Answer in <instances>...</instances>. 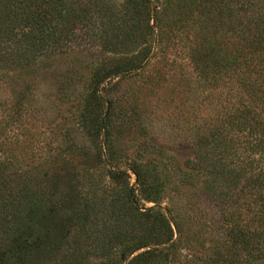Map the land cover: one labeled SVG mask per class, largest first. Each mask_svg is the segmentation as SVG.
I'll list each match as a JSON object with an SVG mask.
<instances>
[{
    "label": "trees",
    "instance_id": "16d2710c",
    "mask_svg": "<svg viewBox=\"0 0 264 264\" xmlns=\"http://www.w3.org/2000/svg\"><path fill=\"white\" fill-rule=\"evenodd\" d=\"M157 1L126 0L132 11L122 13L108 0H0V81L16 84L24 75L52 71L57 56L83 52L79 40L86 36L99 37L108 51L126 54L145 26L136 55L127 54L117 62H93L90 87L79 106L91 114L104 99L101 87L105 82L139 68L160 48L165 30L182 28L186 33L181 39L196 74L194 93L206 95L213 113L196 126V156L186 161L188 170L180 167V179L195 184L189 168L202 170L212 181L217 175L226 177V192H221L225 196L224 240L212 244L207 256L188 259L186 255L181 260L179 245L184 242L191 247L196 233L187 229L179 212L155 203L143 211L151 223L143 242L132 247L120 242L108 255L97 249L95 264H264V0H182L191 8L174 13L159 10ZM146 4L149 10L143 13ZM51 76H55L53 71ZM18 86L8 118L18 116L26 103L27 97L21 96L28 92L26 84ZM91 115L98 135L105 127L103 143L109 149L110 126H104L96 112ZM6 117L0 119V137ZM2 150L0 142V264H48L54 258L49 256L51 251L63 250L72 229L77 234L84 232L87 215L77 204L61 212L66 207L62 202L69 197L56 173L41 183L37 178L48 176V170L41 173L38 165L19 170L18 157L13 152L6 156ZM63 154L55 151L49 155L66 161ZM131 169L145 190L150 182L149 165L134 162ZM119 171H111V176ZM129 198L132 202L138 198L135 188ZM53 202H61V206L55 208ZM228 202H246L245 211L251 209L255 218L242 220ZM134 214L132 210L125 214V221ZM75 240L80 242L77 235ZM82 246L76 243L73 256L64 254L56 264H90L89 260L79 263L80 254L90 258L92 251L90 245Z\"/></svg>",
    "mask_w": 264,
    "mask_h": 264
},
{
    "label": "rangeland",
    "instance_id": "374dc122",
    "mask_svg": "<svg viewBox=\"0 0 264 264\" xmlns=\"http://www.w3.org/2000/svg\"><path fill=\"white\" fill-rule=\"evenodd\" d=\"M108 1L122 13L132 11L126 0ZM157 2L159 10L169 9L172 13L191 8L182 0ZM143 7L144 12L139 8L143 13L149 10L147 4ZM171 30L163 32L160 48H156L139 68L121 73L101 87L104 99L90 112H96V118H102L104 126H110L113 134L109 149L103 143L105 127L98 135L92 115L86 113V108L79 107L80 100L90 87L93 62H117L123 61L127 54L129 57L136 55L142 45L138 44L139 40H143L147 31L145 26L142 25L136 43H131L132 48L126 54L121 50L108 51L99 37L86 36L88 39L79 40L80 50L84 53L78 50L71 53L72 56L65 54L54 59L51 68L54 77L50 69L21 77L17 87L26 84L28 92L21 93L27 98L18 116L6 117L20 88L13 81H0V119L6 117L0 142L6 156L13 152L18 157L19 170L37 165L38 169L41 167V173L48 170V176L37 178L41 183L56 173L69 197L68 202H62L66 207L61 212L77 204L87 215L84 232L77 234L72 229L63 250L60 253L51 251L49 256L55 259L51 258L48 264H56L57 258L64 254L73 256V246L80 242L82 247L90 245L92 251L90 258L80 254L79 263L89 260L90 264L97 261V249L108 255L119 248L120 242L121 246L127 247L143 242V236L151 226L143 211L155 203L179 212L185 218L187 229L191 227L196 233L197 239L191 240V247H185L184 242L179 245L181 260H185L186 255L188 259L207 256L212 244L224 240L222 200L225 196L222 197L221 192H226V177L217 175L212 181V176L202 170L189 168L195 184H184L180 179V167L188 170L186 161L196 156V126L210 119L213 112L206 95L194 93L196 74L181 39L186 32L179 27ZM140 58L137 56L136 60ZM55 151L63 152L66 161L53 160L49 154ZM134 162L149 165L150 182L145 190L137 183L131 169ZM111 171H119V175L112 177ZM133 188L138 196L134 202L129 198ZM212 189L217 191L214 193ZM228 203L242 220L255 218L251 209L245 211L246 202ZM53 206L59 208L61 202H53ZM241 206L242 210L239 209ZM131 210L135 214L125 221L128 218L125 214ZM155 224L159 226L161 222ZM76 235L80 242H76ZM192 235L190 233L188 237L192 238Z\"/></svg>",
    "mask_w": 264,
    "mask_h": 264
}]
</instances>
